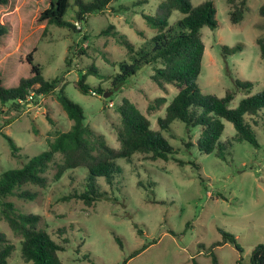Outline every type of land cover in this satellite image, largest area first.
Here are the masks:
<instances>
[{"label":"rangeland","instance_id":"obj_1","mask_svg":"<svg viewBox=\"0 0 264 264\" xmlns=\"http://www.w3.org/2000/svg\"><path fill=\"white\" fill-rule=\"evenodd\" d=\"M70 1L65 19L73 22L76 8L74 0ZM191 1L198 5L205 0ZM212 1L218 27L202 28L205 52L197 84L203 93L219 97L233 89L236 94L229 105L234 108L247 95L246 89L237 87L238 80L253 83L252 95L264 90V60L257 42L264 37V16L259 14L264 0H245L248 10L239 23L230 19L233 7L228 0ZM18 2L17 11L4 17L13 28L6 46L0 44L4 85L16 86L20 78L30 74L26 55L35 47L34 61L42 67L44 77L48 80L59 77L61 82L56 91L34 96V106L28 102L22 109H10L0 115V125L11 119L0 131V171L22 166L28 157L49 148L50 133L72 127L73 120L57 98L61 87L83 107L86 123L113 147L120 146L118 107L124 98L133 101L151 119L154 129L160 128L158 119L165 116L166 106L177 94V88L169 85L163 91L152 79L155 70L151 64L140 67L114 91L109 90L113 89L111 81L105 78L120 72V62H132L127 47L118 40L116 29L136 48L149 49L156 30L144 15H155L161 0H112L103 12L92 13L87 20L80 21L81 32L53 24L48 26L45 36L37 14L48 0ZM182 17L181 11L174 10L169 23L174 25ZM223 46H239L241 50L226 53ZM90 65L96 67L97 73L89 74L86 82L92 88H107L106 95L86 94L76 86ZM163 96L167 101L157 106L156 98ZM151 104L156 106L149 110ZM1 105L0 100V108ZM5 105L10 107L12 101ZM223 121L222 138L233 137L237 133L233 123ZM255 128L258 147L246 140L236 141L232 152L223 159L198 148L199 126L189 127L174 120L171 130L163 133L175 148L174 156L187 162L184 165L173 158L152 161L141 153L131 162L119 158L121 174L114 186L99 178L101 190L108 195L91 206L82 199L69 197L75 189L85 188L87 169L68 170L59 181H54L56 169L52 167L46 188L33 184L23 188L35 191V199L18 196L9 199L19 212L41 215V226L67 246L60 252L64 264H124L125 260L126 264H193L194 259L198 264H213L211 252L221 264H239L240 259L249 264L252 250L264 243V119ZM4 134L12 137L19 147L17 156ZM188 142L192 146H187ZM222 230L236 236L242 251L230 241L213 246L223 241ZM0 231L15 246L9 264H34L23 259L21 238L1 215ZM117 235L122 239V247L115 238ZM65 238L67 243L63 242ZM137 250L140 252L130 258Z\"/></svg>","mask_w":264,"mask_h":264},{"label":"trees","instance_id":"obj_2","mask_svg":"<svg viewBox=\"0 0 264 264\" xmlns=\"http://www.w3.org/2000/svg\"><path fill=\"white\" fill-rule=\"evenodd\" d=\"M111 1L74 0L76 20L72 22L65 19V14L71 6L70 0H48L46 7L38 10L37 22L44 28L43 36L46 35L48 26L53 24L81 32L75 23L87 20L92 13L103 12ZM228 2L233 7L230 12L231 21L241 22L248 10L246 1L228 0ZM18 8V0H0V39H2L0 44L4 47L13 29L12 24L4 17L8 18V15ZM174 10L181 11L183 17L171 25L169 19ZM259 14L264 16V4L259 8ZM144 16L148 24L156 30L149 49L136 48L116 29L119 34L118 40L127 47V55L132 62L126 60L120 62V72L105 78L111 81L110 87L113 89L109 90L120 88L129 77L137 73L140 67L151 64L155 70L152 75L154 82L165 92L169 85H173L177 88V94L166 106L165 116L158 119L159 129L153 128L151 119L133 101L124 98L118 107L121 114V126L118 129L120 146L113 147L103 135L86 123L83 107L70 99L64 93L63 87L60 88L57 98L69 118L73 120L72 127L67 131L56 130L50 133L47 139L49 148L38 155L28 157L22 166L0 171V215L10 229L20 236L22 257L26 261H32L34 264H64L60 252L65 251L67 246L41 226V215L34 212H19L14 201L9 199L11 196L35 199L37 196L35 191L23 188L32 184L46 188L50 182L48 172L52 167L56 169L54 181H59L68 170L86 168L88 174L85 177V188L81 191L75 189L69 197L82 199L86 205L91 206L108 195L107 191L101 190L99 178H104L108 185L114 186L116 177L122 172V167L117 163L119 158H126L131 162L137 153H141L152 161L158 159L169 161L173 158L180 165L187 163L174 156L175 148L163 133L171 130V123L174 120H180L189 127L199 126L198 148L223 159L232 152L236 141L246 140L255 147L259 146L255 126L264 119V90L252 95L253 83L238 80L237 87L246 89L247 95L232 108L229 104L236 94L233 89H228L224 97H219L215 94L203 93L197 84L205 52L202 28L207 26L217 29L218 27L215 3L212 0H205L194 5L191 0H161L155 15ZM257 42L264 60V37H259ZM36 49L37 47L26 55L27 63L31 68L30 74L20 78L16 86H5L0 72L2 101L0 115L10 109H22L28 102L33 103L36 96H44L56 91L61 82L59 77L51 80L44 77L42 67L34 61ZM223 50L226 53H235L241 48L223 46ZM66 60L70 62L71 58L67 56ZM91 73H97L94 65H90L85 72H82L76 86L86 94L108 92L107 88L106 90L92 88L86 82L87 76ZM32 93L35 97L28 101ZM8 101H12L10 107L5 105ZM166 101L165 96L156 98L157 106H161ZM155 106L151 104L149 110L154 109ZM47 114L49 116V113ZM223 120L233 123L237 132L233 137L222 138L225 131ZM10 122L11 119H7L1 124L0 131ZM4 135L11 145L13 155L17 156L19 147L12 137L8 134ZM186 144L192 146L190 142ZM140 185L143 183L140 182ZM150 185L153 186L154 183L151 182ZM139 232L142 234V230ZM222 234L223 241L213 246L230 241L242 251L234 234L224 230ZM115 238L122 247L121 237L117 235ZM63 242L67 243L68 239H63ZM14 248L7 234L0 231V264H9ZM80 248L81 246L77 250L79 251ZM139 252V250L135 251L130 258ZM211 256L213 264H221L214 252H211ZM127 261L125 260L124 264ZM193 264H198L196 259L193 260ZM239 264H244L242 259L239 260ZM249 264H264V243L256 245L252 250Z\"/></svg>","mask_w":264,"mask_h":264},{"label":"built area","instance_id":"obj_3","mask_svg":"<svg viewBox=\"0 0 264 264\" xmlns=\"http://www.w3.org/2000/svg\"><path fill=\"white\" fill-rule=\"evenodd\" d=\"M75 24H76L77 28L82 29V24H81L79 21L76 22ZM34 96H35V95L32 93V94L29 96L28 101L32 100V99L34 98ZM21 103H23V102H21Z\"/></svg>","mask_w":264,"mask_h":264},{"label":"crops","instance_id":"obj_4","mask_svg":"<svg viewBox=\"0 0 264 264\" xmlns=\"http://www.w3.org/2000/svg\"><path fill=\"white\" fill-rule=\"evenodd\" d=\"M28 105H29V106H31V107H32V106H34V104H33V103H29Z\"/></svg>","mask_w":264,"mask_h":264},{"label":"water","instance_id":"obj_5","mask_svg":"<svg viewBox=\"0 0 264 264\" xmlns=\"http://www.w3.org/2000/svg\"><path fill=\"white\" fill-rule=\"evenodd\" d=\"M106 93H108V92H106ZM106 93H105V95H106Z\"/></svg>","mask_w":264,"mask_h":264}]
</instances>
